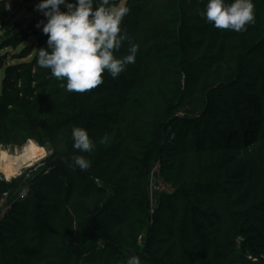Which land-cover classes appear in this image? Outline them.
<instances>
[{"label":"trees","instance_id":"1","mask_svg":"<svg viewBox=\"0 0 264 264\" xmlns=\"http://www.w3.org/2000/svg\"><path fill=\"white\" fill-rule=\"evenodd\" d=\"M8 1L2 49L37 41L0 59V160L30 141L51 153L0 175V197L19 196L0 221V264H264V0L245 32L207 22V0H126L136 61L83 93L38 66L48 36L37 21L10 28ZM76 126L91 153L73 148ZM74 154L91 167L70 166ZM157 165L172 191L155 203Z\"/></svg>","mask_w":264,"mask_h":264},{"label":"clouds","instance_id":"2","mask_svg":"<svg viewBox=\"0 0 264 264\" xmlns=\"http://www.w3.org/2000/svg\"><path fill=\"white\" fill-rule=\"evenodd\" d=\"M253 0H207L201 15L218 29L236 32L247 31L254 23ZM35 10L44 20L36 24L48 36L46 47L38 51L37 64L50 69L51 76L66 80L68 92H86L103 83L107 71L117 78L129 64L136 61L139 45L133 43L122 29L124 17L130 12L123 2L115 0H39ZM128 43L127 54L117 56L124 43ZM64 86V85H62ZM73 148L81 153H91L95 142L83 127L72 129ZM109 141L108 135L100 143ZM70 166L86 171L91 161L85 155L74 154ZM27 189L20 191L24 198ZM124 264H142L138 255L130 256Z\"/></svg>","mask_w":264,"mask_h":264},{"label":"rangeland","instance_id":"3","mask_svg":"<svg viewBox=\"0 0 264 264\" xmlns=\"http://www.w3.org/2000/svg\"><path fill=\"white\" fill-rule=\"evenodd\" d=\"M8 2H10L11 13H13L10 16V19H9V27L10 28H13V26L16 23H19L21 21H27V20L32 19L34 22H36V21L39 22V21L45 19L43 17L42 13H40V12L35 10V5L38 2L25 3L22 0H9ZM122 2L125 3L126 0H122ZM5 32L6 31L0 27V44H1V40H2V37L4 36ZM36 41H37V37L32 36L18 48H4V49H2V47L0 46V59L2 58V56H5V62L7 64L16 63L19 60L14 59V57L19 55L21 49L24 48V46H27V45H34L36 43ZM1 73H2V71L0 70V78H1ZM25 147L26 146H24L23 148H16V147L7 146V147H3L1 152L2 151H7L10 155L17 156V155H19V153H21L23 151V149H25ZM44 150H45V154H46L45 156H47V155H49L51 153L49 145L45 146ZM43 158L44 157L37 158V159H35L34 162L26 163L23 166V168L16 175H14V176H12L10 178H8V176L6 175L5 171L3 170L2 162L0 160V175L6 181L11 182L14 178H16L17 176H19L22 173H24L27 169L32 167L35 163H37L38 161L42 160Z\"/></svg>","mask_w":264,"mask_h":264},{"label":"bare ground","instance_id":"4","mask_svg":"<svg viewBox=\"0 0 264 264\" xmlns=\"http://www.w3.org/2000/svg\"><path fill=\"white\" fill-rule=\"evenodd\" d=\"M25 149L19 155H10L7 151L1 152L2 168L8 178L16 175L26 163L34 162L37 158L45 157L43 147L37 146L33 141L28 142Z\"/></svg>","mask_w":264,"mask_h":264},{"label":"built area","instance_id":"5","mask_svg":"<svg viewBox=\"0 0 264 264\" xmlns=\"http://www.w3.org/2000/svg\"><path fill=\"white\" fill-rule=\"evenodd\" d=\"M8 10L11 13L10 2H8ZM150 190H151L152 200L155 203H157V200L161 194L169 193L172 191L171 186L163 182V180L160 178L159 165H157L154 168L153 172L151 173ZM27 193L28 192H26L25 195H27ZM16 198L7 195L0 197V221H2L6 217L7 213L11 210Z\"/></svg>","mask_w":264,"mask_h":264},{"label":"water","instance_id":"6","mask_svg":"<svg viewBox=\"0 0 264 264\" xmlns=\"http://www.w3.org/2000/svg\"><path fill=\"white\" fill-rule=\"evenodd\" d=\"M32 22H33L32 19L28 20L27 22H25V23L23 24V27L25 28V27L29 26Z\"/></svg>","mask_w":264,"mask_h":264}]
</instances>
